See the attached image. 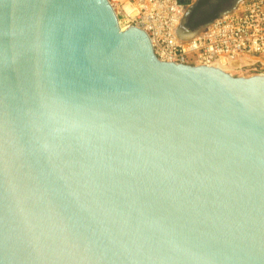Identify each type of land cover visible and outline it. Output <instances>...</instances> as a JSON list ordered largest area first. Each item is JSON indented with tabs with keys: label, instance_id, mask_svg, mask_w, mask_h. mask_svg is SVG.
I'll list each match as a JSON object with an SVG mask.
<instances>
[{
	"label": "water",
	"instance_id": "1",
	"mask_svg": "<svg viewBox=\"0 0 264 264\" xmlns=\"http://www.w3.org/2000/svg\"><path fill=\"white\" fill-rule=\"evenodd\" d=\"M0 264H264V74L160 61L108 0H0Z\"/></svg>",
	"mask_w": 264,
	"mask_h": 264
},
{
	"label": "built area",
	"instance_id": "2",
	"mask_svg": "<svg viewBox=\"0 0 264 264\" xmlns=\"http://www.w3.org/2000/svg\"><path fill=\"white\" fill-rule=\"evenodd\" d=\"M121 29L145 32L157 59L176 64L206 65L232 72L247 59L264 61V0H240L230 10L179 33L188 5L180 0H108ZM258 74H264L260 71Z\"/></svg>",
	"mask_w": 264,
	"mask_h": 264
},
{
	"label": "flooded vegetation",
	"instance_id": "3",
	"mask_svg": "<svg viewBox=\"0 0 264 264\" xmlns=\"http://www.w3.org/2000/svg\"><path fill=\"white\" fill-rule=\"evenodd\" d=\"M240 0H210L209 7L205 9L198 8L190 11L185 15V24L194 23L195 21L204 20L209 18L213 14L224 12L234 7ZM209 2V0H208ZM204 5V4H203ZM188 26V25H187ZM190 27V26H188ZM191 28V27H190ZM194 29V28H191Z\"/></svg>",
	"mask_w": 264,
	"mask_h": 264
},
{
	"label": "rangeland",
	"instance_id": "4",
	"mask_svg": "<svg viewBox=\"0 0 264 264\" xmlns=\"http://www.w3.org/2000/svg\"><path fill=\"white\" fill-rule=\"evenodd\" d=\"M209 3H210V0L208 2V0H205V3L204 5H201L200 8H208L209 7ZM246 64L249 65L246 69L244 70H235V71H232L231 73L233 75H242V76H250V75H255V74H258V71H259V68H262L260 69V71L262 73H264V61H259L257 58L253 57V58H249L247 59L246 61Z\"/></svg>",
	"mask_w": 264,
	"mask_h": 264
},
{
	"label": "crops",
	"instance_id": "5",
	"mask_svg": "<svg viewBox=\"0 0 264 264\" xmlns=\"http://www.w3.org/2000/svg\"><path fill=\"white\" fill-rule=\"evenodd\" d=\"M181 2L188 5L187 12H186V13H188L190 11L198 9L201 5H203L205 3V0H182ZM220 13L221 12L216 13V15H218Z\"/></svg>",
	"mask_w": 264,
	"mask_h": 264
},
{
	"label": "trees",
	"instance_id": "6",
	"mask_svg": "<svg viewBox=\"0 0 264 264\" xmlns=\"http://www.w3.org/2000/svg\"><path fill=\"white\" fill-rule=\"evenodd\" d=\"M182 1V0H181ZM216 14H213L212 16H210L209 18H206L205 20H200V21H195L194 23H189L187 24L188 26H190L191 28H196L199 25L205 23L206 21H208L209 19L213 18Z\"/></svg>",
	"mask_w": 264,
	"mask_h": 264
}]
</instances>
